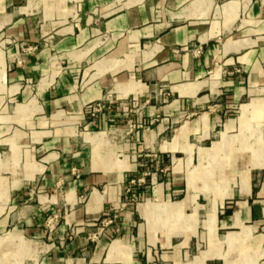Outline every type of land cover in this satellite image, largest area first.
Masks as SVG:
<instances>
[{
    "label": "crops",
    "instance_id": "1",
    "mask_svg": "<svg viewBox=\"0 0 264 264\" xmlns=\"http://www.w3.org/2000/svg\"><path fill=\"white\" fill-rule=\"evenodd\" d=\"M261 257L264 0H0V264Z\"/></svg>",
    "mask_w": 264,
    "mask_h": 264
},
{
    "label": "built area",
    "instance_id": "2",
    "mask_svg": "<svg viewBox=\"0 0 264 264\" xmlns=\"http://www.w3.org/2000/svg\"><path fill=\"white\" fill-rule=\"evenodd\" d=\"M163 99H167V95L163 98ZM112 100L109 99V103H105V102H98L96 104H94L92 106V115H96L98 113L104 112L106 110H110L112 107ZM144 123H137L134 120H129L127 123V127H128V131H133L139 127H144ZM148 175V173H145L143 176H133L129 179V183L128 186L126 187V192L127 193H131L133 192L137 186L145 184L146 183V176ZM119 211H114L113 213H109L104 215L100 221L97 224V230L96 232L93 233V237L97 236V234H99L105 227H107L108 225H111L115 222H117V220L119 219ZM58 222V215H51L46 219V226L48 227V229L50 231H53L56 224ZM78 233L77 230H73L70 238L73 237L74 235H76Z\"/></svg>",
    "mask_w": 264,
    "mask_h": 264
},
{
    "label": "rangeland",
    "instance_id": "3",
    "mask_svg": "<svg viewBox=\"0 0 264 264\" xmlns=\"http://www.w3.org/2000/svg\"><path fill=\"white\" fill-rule=\"evenodd\" d=\"M200 249H205V248H203V245H202ZM241 264H249V263H241ZM252 264H264V257L259 258L256 263H252Z\"/></svg>",
    "mask_w": 264,
    "mask_h": 264
},
{
    "label": "bare ground",
    "instance_id": "4",
    "mask_svg": "<svg viewBox=\"0 0 264 264\" xmlns=\"http://www.w3.org/2000/svg\"><path fill=\"white\" fill-rule=\"evenodd\" d=\"M235 240V239H234Z\"/></svg>",
    "mask_w": 264,
    "mask_h": 264
}]
</instances>
